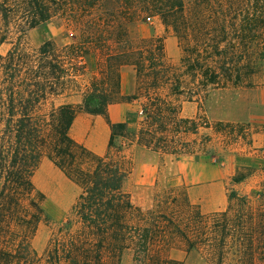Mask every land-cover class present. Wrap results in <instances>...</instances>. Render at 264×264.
Masks as SVG:
<instances>
[{
    "label": "trees",
    "instance_id": "obj_1",
    "mask_svg": "<svg viewBox=\"0 0 264 264\" xmlns=\"http://www.w3.org/2000/svg\"><path fill=\"white\" fill-rule=\"evenodd\" d=\"M54 17L77 30L71 43H21L28 30ZM151 18L177 38L181 72L195 89L179 74L169 80L160 43L134 47L127 24ZM5 42L11 46L0 53V264H121L129 258L131 264H182L170 257L171 249L201 251L210 264H264V212H254L233 189L225 209L208 213L174 187L156 191L148 208L135 205L124 188L130 169L115 144L126 124L107 115L126 65L136 76L148 73L149 86L170 85L173 94H194L189 99L222 79L241 82L264 60V0H0V44ZM92 52L98 74L86 79ZM75 94L79 103L69 100ZM147 101L146 124L134 141L150 150L186 154L190 142L181 134L210 127L206 117L181 116L166 98L148 95ZM79 111L108 123L105 153L70 136ZM221 125L231 126L217 121L211 127ZM43 158L78 192L64 224L38 254L30 239L47 214L32 175ZM244 178L238 170L230 181Z\"/></svg>",
    "mask_w": 264,
    "mask_h": 264
},
{
    "label": "rangeland",
    "instance_id": "obj_2",
    "mask_svg": "<svg viewBox=\"0 0 264 264\" xmlns=\"http://www.w3.org/2000/svg\"><path fill=\"white\" fill-rule=\"evenodd\" d=\"M126 27L136 48L145 50L152 44L160 43L165 64L169 66V80L173 81V76L179 74L188 87L195 89L194 84L189 82L193 79L181 72L183 66L180 58L184 52L177 38L170 31H165L158 19H138ZM75 34L77 30L72 25L63 18L54 17L28 30L20 41L28 48H36L47 40L64 45L71 43ZM168 37H173V43L167 40L166 44ZM10 46L7 42L1 43L0 53H5ZM85 62V78L97 75L98 54L90 53ZM120 70L126 73L124 88L114 94L110 104L114 108L127 103L130 109L125 136L116 137L115 144L121 146L124 164L130 169L124 188L135 205L148 208L156 191L174 187L185 190L191 202L198 204L203 213H208L225 209L227 194L233 189L247 198L254 212H264V60L260 61L256 71L245 76L241 82L232 83L222 79L217 86L198 89V96L192 99L189 97L194 94H173L170 85L149 86L151 76L148 73L136 76L133 66H122ZM125 95L136 98L127 101ZM148 95L166 98L179 106V114L183 117H206L210 122L208 128L199 127L197 134H181L182 140L190 142L189 152L164 154L134 141L140 124H146L142 110L148 103ZM69 100L78 103L80 95L75 94ZM217 121L231 126L211 127ZM206 137L208 141L204 140ZM238 170L245 178L232 184L230 178ZM32 181L45 195L43 207L47 219L38 224L30 239L32 248L41 254L49 238L57 233L68 217L78 188L46 158L34 170ZM169 255L182 264H210L205 255L197 250L186 252L171 249ZM121 264H131L130 258Z\"/></svg>",
    "mask_w": 264,
    "mask_h": 264
},
{
    "label": "crops",
    "instance_id": "obj_3",
    "mask_svg": "<svg viewBox=\"0 0 264 264\" xmlns=\"http://www.w3.org/2000/svg\"><path fill=\"white\" fill-rule=\"evenodd\" d=\"M165 40L166 44L167 40L169 43H173V37H168ZM125 80L126 73H123V71L120 70L121 89L124 88ZM129 111L130 109L128 108L127 103H122L114 108L111 104H108L107 106L108 119L113 123H128L130 119ZM69 134L75 141L83 144L94 153L103 154L107 150L110 137V127L102 116L79 111L73 119Z\"/></svg>",
    "mask_w": 264,
    "mask_h": 264
}]
</instances>
